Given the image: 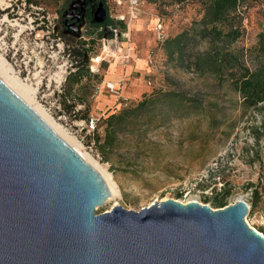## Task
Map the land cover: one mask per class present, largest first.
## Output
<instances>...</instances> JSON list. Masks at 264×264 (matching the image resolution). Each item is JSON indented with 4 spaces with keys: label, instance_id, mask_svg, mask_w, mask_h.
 I'll list each match as a JSON object with an SVG mask.
<instances>
[{
    "label": "rangeland",
    "instance_id": "374dc122",
    "mask_svg": "<svg viewBox=\"0 0 264 264\" xmlns=\"http://www.w3.org/2000/svg\"><path fill=\"white\" fill-rule=\"evenodd\" d=\"M60 1L36 2L50 14L49 20L55 23L64 44H69L70 56L59 57L57 63L67 60L69 64L72 47L81 48L85 60L67 75L58 90L53 84L49 88L37 84L38 78L26 83L35 87L34 97L42 107L79 141L80 150L116 182L120 195L108 196L95 212L109 210L115 204L137 210L169 197L182 202L196 200L217 208L220 206L213 204L217 196L223 195L225 204L242 196L249 207L244 221L264 237V103L244 106L227 79L219 83L213 76L199 74L191 66L192 54L207 46L190 28L202 14L200 0H138L136 17L128 22V36L121 33L127 31V26L120 25L118 34L109 33L113 41L106 48L99 35L89 28L82 31V37L62 33L57 18H53L59 12ZM8 2L0 0V56L10 66ZM108 2L112 14L124 13L127 19L128 0L119 6L112 0ZM240 8L242 34L232 47L238 58L253 68L260 59L253 46L258 32H264V3L246 1ZM158 22L166 33L163 40L156 35ZM185 29L187 36L180 43L183 59L167 54L166 38ZM32 39L29 54L31 51L43 54L45 43ZM106 52L114 56H107ZM96 54L105 58L98 62L90 59ZM138 57L144 59V66H135L131 75L145 85L144 92L160 88L189 99L178 101L179 97L175 96L174 100L149 104L135 124L104 143V124L98 125L97 119L106 115V111L110 113L122 105L137 102L144 92L135 98H126V104L120 98L101 103L97 97L105 88L103 72L107 65L109 70L114 63L117 66L136 63ZM41 69L39 73L47 76L56 68ZM126 81L121 75L122 86ZM44 92L47 95L41 97Z\"/></svg>",
    "mask_w": 264,
    "mask_h": 264
},
{
    "label": "water",
    "instance_id": "95a60500",
    "mask_svg": "<svg viewBox=\"0 0 264 264\" xmlns=\"http://www.w3.org/2000/svg\"><path fill=\"white\" fill-rule=\"evenodd\" d=\"M103 4L94 20L101 22ZM101 176L0 78V264H264L241 196L120 204Z\"/></svg>",
    "mask_w": 264,
    "mask_h": 264
},
{
    "label": "trees",
    "instance_id": "16d2710c",
    "mask_svg": "<svg viewBox=\"0 0 264 264\" xmlns=\"http://www.w3.org/2000/svg\"><path fill=\"white\" fill-rule=\"evenodd\" d=\"M28 1L38 2V0ZM246 1L264 3V0H200L202 14L199 19L191 23L190 28L193 30V35L205 41L207 46L192 54L191 66L197 73L209 74L219 83L227 79L232 89L239 94L244 106L256 107L259 103H264V32H258L257 42L253 46V49L260 54V59L253 68L245 65L238 58L236 49L232 47V43L242 34L240 4ZM187 32L188 30L185 29L173 37L166 38L167 54H176L178 58L183 59L180 43L182 38L187 36ZM72 52L83 58L84 51L81 48L72 47ZM175 96L179 97L178 101L189 99L172 90L158 88L149 93L144 92L135 103L122 105L118 110L110 113L106 111V115L97 119L98 125L104 124L103 142H109L128 125L135 124L136 119L149 104L166 99L174 100ZM140 110L141 112L138 113ZM213 204L216 207L223 206L224 196L215 197Z\"/></svg>",
    "mask_w": 264,
    "mask_h": 264
},
{
    "label": "built area",
    "instance_id": "2783aa9c",
    "mask_svg": "<svg viewBox=\"0 0 264 264\" xmlns=\"http://www.w3.org/2000/svg\"><path fill=\"white\" fill-rule=\"evenodd\" d=\"M115 5L122 4L123 0H112ZM138 0H128L127 19L124 13L112 14L109 9V21L107 24V32L103 33L99 31V39L103 40V48L107 47L110 42L113 41V37L109 36V33L113 32V36L118 34L119 26H127V31L121 32L125 37L128 36V22L136 17L135 7ZM10 11V66L13 68V72L16 76L23 79L25 82H33L31 78H38L37 84H44L46 88H49L52 84L58 90V86L66 80V77L71 72H74L83 58L75 55H71L72 60L67 64V60L61 63L58 62L59 57L70 56L69 44H64L59 36L55 23L51 24L49 20L50 14L42 6L30 2L28 0H9L8 6ZM56 19V14L53 16ZM126 25H125V24ZM156 35L158 39H165L166 33L162 23L158 22L156 28ZM32 37L40 40L41 43H45V51L43 54H36L31 51L29 54V45ZM61 41V42H60ZM107 56H114V53L106 52ZM26 57V59H25ZM100 57L98 54L90 57V59L96 61ZM105 56L100 57V60ZM97 61V62H98ZM54 67L56 68L50 75L45 76L40 74L41 68ZM36 82V81H35ZM104 86L109 92L115 94L116 99H122L126 104V97L122 96L121 87L117 86L115 82L106 80ZM47 95V93H41V97ZM36 96V94H35ZM79 106V105H78ZM59 107V106H57ZM49 110V108H48ZM51 112V111H50Z\"/></svg>",
    "mask_w": 264,
    "mask_h": 264
},
{
    "label": "bare ground",
    "instance_id": "6f19581e",
    "mask_svg": "<svg viewBox=\"0 0 264 264\" xmlns=\"http://www.w3.org/2000/svg\"><path fill=\"white\" fill-rule=\"evenodd\" d=\"M100 57L96 59L98 61ZM0 78L12 88L27 104H29L74 150H76L82 158L101 176L109 190V198L120 195V191L113 177L104 169L97 165V163L85 152L80 150L79 141L70 135L63 127L57 123L54 118L42 107V105L35 99V87L21 80L16 76L12 68L0 56ZM240 196L237 197V199Z\"/></svg>",
    "mask_w": 264,
    "mask_h": 264
},
{
    "label": "flooded vegetation",
    "instance_id": "af4514ba",
    "mask_svg": "<svg viewBox=\"0 0 264 264\" xmlns=\"http://www.w3.org/2000/svg\"><path fill=\"white\" fill-rule=\"evenodd\" d=\"M100 3L103 4L104 15L101 22H96L94 14ZM109 9L108 0H61L56 18L63 34L82 37V31H86L88 28L93 34L99 31L106 33Z\"/></svg>",
    "mask_w": 264,
    "mask_h": 264
},
{
    "label": "crops",
    "instance_id": "0c3cea01",
    "mask_svg": "<svg viewBox=\"0 0 264 264\" xmlns=\"http://www.w3.org/2000/svg\"><path fill=\"white\" fill-rule=\"evenodd\" d=\"M135 26L136 23L134 24V27ZM136 60V63L120 64L118 66L114 63V66L109 70L107 68V65L106 69L103 72V85L104 81L106 80L115 82L117 86L121 87L122 96L126 98H135L142 92H144L146 90L145 85L141 82L139 78L133 77L131 75V72L136 70L135 66H138L140 68L144 66V59L142 57H138ZM121 75L127 78V81L123 84V86L120 83ZM104 89H102L101 93L98 94V101H100L101 103L114 102L116 96L111 97V92H109L108 89H106L107 92H104Z\"/></svg>",
    "mask_w": 264,
    "mask_h": 264
}]
</instances>
